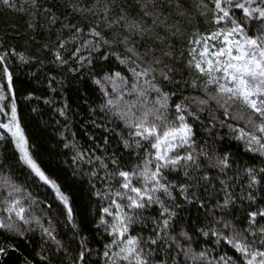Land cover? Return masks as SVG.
I'll use <instances>...</instances> for the list:
<instances>
[{"label": "snow or ice", "instance_id": "snow-or-ice-1", "mask_svg": "<svg viewBox=\"0 0 264 264\" xmlns=\"http://www.w3.org/2000/svg\"><path fill=\"white\" fill-rule=\"evenodd\" d=\"M0 17V149L26 173L0 159V264H264V0H0Z\"/></svg>", "mask_w": 264, "mask_h": 264}, {"label": "trees", "instance_id": "trees-1", "mask_svg": "<svg viewBox=\"0 0 264 264\" xmlns=\"http://www.w3.org/2000/svg\"><path fill=\"white\" fill-rule=\"evenodd\" d=\"M0 20H3V17H0ZM75 98L73 97V106H75ZM48 112L46 111L43 115V119H48ZM39 119V118H38ZM33 139L35 142L39 144V154L41 160L43 161L46 167H49L54 172H57L62 179H66V174L59 169H62L64 156L60 152L59 149H53L52 144L55 143V135L52 128H44L35 124L30 129ZM7 153H4L3 149H0V159L4 160L5 164L10 165V168H6L5 171L9 172L14 178H16L19 182H23L25 171L21 167H17L11 160L5 159L7 157ZM70 172V170H69ZM34 194L40 195L43 198L42 193L43 189H31ZM77 196H79V192H77Z\"/></svg>", "mask_w": 264, "mask_h": 264}]
</instances>
